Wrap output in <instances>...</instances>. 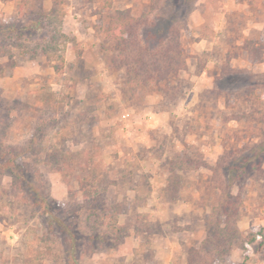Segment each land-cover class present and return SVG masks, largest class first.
Masks as SVG:
<instances>
[{"label":"rangeland","instance_id":"obj_1","mask_svg":"<svg viewBox=\"0 0 264 264\" xmlns=\"http://www.w3.org/2000/svg\"><path fill=\"white\" fill-rule=\"evenodd\" d=\"M29 1L53 11L0 41V264H264V0H195L157 81L171 0Z\"/></svg>","mask_w":264,"mask_h":264},{"label":"trees","instance_id":"obj_2","mask_svg":"<svg viewBox=\"0 0 264 264\" xmlns=\"http://www.w3.org/2000/svg\"><path fill=\"white\" fill-rule=\"evenodd\" d=\"M7 0H2L3 3H5ZM42 1V0H41ZM195 0H171L170 7L163 12H159L157 14V20L156 22L152 23V27L148 29L145 33L144 39L149 42H155L156 45H160L162 42L165 41V38L168 37V42L170 44L169 48L166 50L165 57L168 58V64L161 65L160 60L158 59H152L153 60V72L155 71V75H150V79L153 78L154 80H160L162 77H165L168 73H170L173 70H176L179 66H182L183 61L181 60L179 54H180V44H179V30L181 27H183L182 20L184 19L185 15L193 5ZM31 1L29 0H17L16 1V8L18 9L17 13L20 18L16 20H7L2 21L0 23V41L2 42V46L9 45L8 42L11 43V41L20 40L21 37L24 35V33L32 32L31 30L37 28H42V19L44 17L50 16V13L53 11V8L50 11L45 10H39V11H33L32 9L25 10V6L29 5ZM138 19L131 17L128 15L125 11H116L115 17H112L109 23V31L111 32L113 38L116 39V41H122L124 40L123 37H121V30L123 32V35L127 33V27L131 26V24L137 22ZM118 24H121V27L118 26ZM119 29V30H118ZM11 40V41H10ZM6 48V47H5ZM7 50V49H5ZM2 53V52H0ZM7 54L11 57L10 51H7ZM155 56V55H154ZM59 60H62V56L59 55ZM142 67L141 70H136V74L140 75L145 70L147 71V63L143 61L142 58ZM54 68L57 69V65H54ZM152 74V73H151ZM254 158L255 160H261L264 157V147H257L254 152ZM0 169L4 171H8L11 176L16 178V180L20 179L21 182V175L18 173V170H23V166L21 164H13V163H0ZM244 171V167L241 169ZM35 203L39 205V208L41 210V206L47 210V204H44L43 198L37 195V193L34 194ZM44 204V205H43ZM48 212V211H47ZM72 239L71 233L66 230ZM248 244L254 243V239H249ZM74 246L72 245V248ZM73 252V249H71ZM247 255V253L245 254ZM248 256V255H247ZM246 256L244 257L245 260ZM75 261V259H74ZM74 264V262H73ZM243 264H246L245 261Z\"/></svg>","mask_w":264,"mask_h":264},{"label":"crops","instance_id":"obj_3","mask_svg":"<svg viewBox=\"0 0 264 264\" xmlns=\"http://www.w3.org/2000/svg\"><path fill=\"white\" fill-rule=\"evenodd\" d=\"M15 0H8L6 3H3L2 0H0V10H9L10 6H11V9L13 8V3H14ZM10 9V10H11Z\"/></svg>","mask_w":264,"mask_h":264}]
</instances>
